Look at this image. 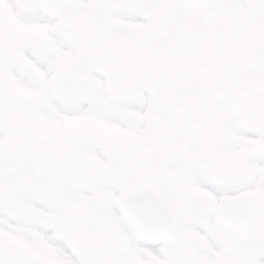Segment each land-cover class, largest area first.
Wrapping results in <instances>:
<instances>
[{
    "label": "flooded vegetation",
    "instance_id": "obj_1",
    "mask_svg": "<svg viewBox=\"0 0 264 264\" xmlns=\"http://www.w3.org/2000/svg\"><path fill=\"white\" fill-rule=\"evenodd\" d=\"M125 1L134 13L155 11L148 20L153 35L132 28L123 38L124 0H38L50 25L24 23L0 0V154L23 151L60 164L69 179L77 173L97 184L111 172L114 188L124 192L142 183L160 198V188L167 189L177 197L173 218L190 216L199 230L164 240L153 264H264V38L239 35L234 0L214 15L185 0ZM86 54L90 62L81 72L76 61ZM147 99L151 152L120 136L119 164V158L102 164L95 154L90 163V150L105 155L111 138L96 116L115 114L135 131L142 120L129 105ZM82 102L86 119L78 116ZM55 103L77 115L62 137L41 117L54 115ZM81 150L84 163L76 166L73 154ZM205 182L230 194L213 197ZM37 186L47 191L46 180ZM225 198L243 201L251 216L243 231L218 222Z\"/></svg>",
    "mask_w": 264,
    "mask_h": 264
},
{
    "label": "snow or ice",
    "instance_id": "obj_2",
    "mask_svg": "<svg viewBox=\"0 0 264 264\" xmlns=\"http://www.w3.org/2000/svg\"><path fill=\"white\" fill-rule=\"evenodd\" d=\"M12 7L22 19L43 22L38 0H13ZM38 180H46V192ZM68 182L60 164L23 151L0 154V264H153L165 239L199 230L190 216L173 218L171 193L158 199L142 189ZM203 187L213 197L230 194Z\"/></svg>",
    "mask_w": 264,
    "mask_h": 264
},
{
    "label": "bare ground",
    "instance_id": "obj_3",
    "mask_svg": "<svg viewBox=\"0 0 264 264\" xmlns=\"http://www.w3.org/2000/svg\"><path fill=\"white\" fill-rule=\"evenodd\" d=\"M5 1H6L7 5L10 8H12L13 0H5ZM146 10H147L146 12L150 13L151 16L154 15V13H155V11L153 9H146ZM121 11H122L121 16H120V22L122 23L121 33L123 32L125 34L123 36H127V34H129L128 30L125 28L126 23H128V24H134V23L144 24V25H146L147 30L151 33L152 27L148 26L144 21H140V19H139L140 17L134 16V14H133V12L135 11L134 9L128 10L127 7L125 8L124 5H122ZM40 14L42 15V17H41L42 21H43L42 23L44 25H50L52 22L51 19L45 17L44 16L45 14L42 12ZM113 16H116L115 12L113 13ZM135 17L137 19H135ZM36 19H38V18H36ZM24 20H25L24 23L29 22L28 19H26V18H24ZM57 42L59 43V45L61 47H63V48L65 47V43L60 38H58ZM16 79H17V82L19 84L24 85L26 88L29 87L28 81L25 77H23L19 74H16ZM130 107H131V110L133 112L138 113V114H143V111L146 108H148V107L152 108V104L147 99L145 105L143 106V105H140L139 103H137L135 100V101H132L130 103ZM54 108L56 111V112H54V115L48 116V117L47 116H45V117L41 116V117L43 120H48V123L50 124L53 133H55V134H57V133L59 134L61 132L64 133V131L69 127L70 121L73 123H75L77 121V115L75 113L73 115H70L68 113H64L63 110L61 109L59 103L58 104L55 103ZM147 110H151V109H147ZM85 111H88V110L83 107L79 110V113L83 114ZM87 116L88 115H86V114L83 115V117L85 119ZM96 118L98 120L103 121L105 124L109 125L110 127L112 126L113 128H118V129L123 128V125H122L123 121L121 119H119L115 114L99 115V116H96ZM136 133L134 132V136L142 139L146 144H148V136H149L150 132L147 128V123L145 120H142L140 122L139 127L136 129ZM99 154H101V153L99 152ZM101 157L104 158L103 156H101ZM205 185H212L213 187H216L211 182H205ZM218 189H221V188H218Z\"/></svg>",
    "mask_w": 264,
    "mask_h": 264
},
{
    "label": "rangeland",
    "instance_id": "obj_4",
    "mask_svg": "<svg viewBox=\"0 0 264 264\" xmlns=\"http://www.w3.org/2000/svg\"><path fill=\"white\" fill-rule=\"evenodd\" d=\"M251 26L250 28H249V26ZM245 24V23H241V21H240V23L237 25V32H242V31H246L245 33H248V31H249V29L251 30V31H249V32H255V31H261V26H264V25H262V24H258V25H254V24ZM139 27H141L140 25H138ZM245 26V27H244ZM246 26H248V27H246ZM138 31H141V29L139 28V29H137ZM239 32V33H240ZM239 35H241V33L239 34ZM141 38H142V40H146L147 41V43H145L144 41V43L145 44H151L152 42L151 41H149V40H147V38L145 37V36H143V35H141L140 36ZM264 40V39H263ZM150 46H154V44H151ZM136 51H137V53H136ZM133 55H137L138 56V59L140 58V55H141V51H138V50H135V52H134V54ZM136 62H137V60H136ZM135 62V63H136ZM6 119H8V117L6 118ZM10 119V118H9ZM8 119V120H9ZM10 121H12L11 119H10ZM17 126H18V124H17ZM139 149H141V147L139 148ZM57 150H58V153L59 154H62V152L60 151V148L58 147L57 148ZM141 150H143V149H141ZM119 150H117L115 147L114 148H112L111 150H110V152H109V150H108V154H107V156H108V159H113V158H115V156L117 155V152H118ZM86 152V151H85ZM84 152V153H85ZM144 152V151H143ZM84 153H82L81 151H80V154H79V152L78 153H75L74 152V154H73V157H75V160L76 159H79L80 160V158L81 159H83V157L85 156L84 155ZM89 156H90V159H89V161L90 162H92L93 161V159H92V152L89 154ZM74 160V163H75V165L76 166H83V162H77V161H75ZM81 173V172H80ZM74 175H73V179H69V187H72L73 186V184L75 183V182H77V181H80V182H82V183H84V184H88V183H91V184H95V185H97V183L96 182H87V181H84V179H82V177L79 175V174H77V173H73ZM184 177H185V175L184 174H181V180H184ZM114 186V185H113ZM161 189V192H163L164 194H165V192L164 191H166L167 189H162V188H160ZM181 194H182V192H181ZM24 211L25 212H27V209H24Z\"/></svg>",
    "mask_w": 264,
    "mask_h": 264
},
{
    "label": "water",
    "instance_id": "obj_5",
    "mask_svg": "<svg viewBox=\"0 0 264 264\" xmlns=\"http://www.w3.org/2000/svg\"><path fill=\"white\" fill-rule=\"evenodd\" d=\"M194 1H198V2H204V3H210V2H214L216 5L219 4V2H222L223 0H194Z\"/></svg>",
    "mask_w": 264,
    "mask_h": 264
}]
</instances>
